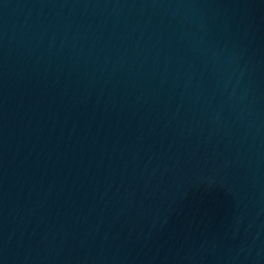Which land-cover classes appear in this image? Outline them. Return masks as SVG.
Segmentation results:
<instances>
[{"label": "water", "instance_id": "95a60500", "mask_svg": "<svg viewBox=\"0 0 264 264\" xmlns=\"http://www.w3.org/2000/svg\"><path fill=\"white\" fill-rule=\"evenodd\" d=\"M0 264H264V0H0Z\"/></svg>", "mask_w": 264, "mask_h": 264}]
</instances>
